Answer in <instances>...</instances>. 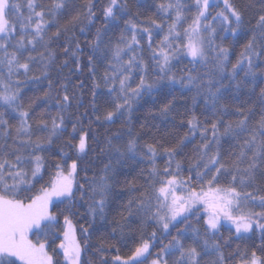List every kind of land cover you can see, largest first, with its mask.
I'll list each match as a JSON object with an SVG mask.
<instances>
[{
	"label": "snow or ice",
	"instance_id": "6c2138e0",
	"mask_svg": "<svg viewBox=\"0 0 264 264\" xmlns=\"http://www.w3.org/2000/svg\"><path fill=\"white\" fill-rule=\"evenodd\" d=\"M0 264H264V0H0Z\"/></svg>",
	"mask_w": 264,
	"mask_h": 264
},
{
	"label": "trees",
	"instance_id": "16d2710c",
	"mask_svg": "<svg viewBox=\"0 0 264 264\" xmlns=\"http://www.w3.org/2000/svg\"><path fill=\"white\" fill-rule=\"evenodd\" d=\"M149 2L151 3V0H149ZM142 11H143V10H142ZM149 14H150V13H149ZM98 26H99V25H98ZM78 75H79V73H77V76H78ZM81 78H83V77H81ZM72 79H73V81H75V80H76V76H73ZM89 98H90V96L86 94V95L84 96V100H85V102H86ZM189 103H190V102H189ZM81 111H83V109H81ZM120 127H121L120 123L117 122L115 125H113V126L109 129V131H110V133H115L117 130L120 129ZM138 127H139V125H137V128H138ZM93 130H94V131L103 132V129H98V128H96L95 125H93ZM98 167H102V165H99V162H98ZM97 170H98V168H97ZM81 175H83V174H81ZM89 175H91V173H89ZM134 175H135V173H133L132 175H129L127 178H128V179H132ZM120 179H121V181H123V180H124V177L122 176ZM117 191H119V188H117ZM118 206H119L118 204H114V205H112V215H115V212H116V209L118 208ZM54 210H57V211H58V209H54ZM83 210H84V209L81 208V211H83ZM112 215L109 216V219L112 218ZM60 221H61V223L63 222V218H62V217H60ZM74 222H75V220H74ZM147 231H148V232H151V231H152V228H151V227L148 228ZM134 235H136V236L138 237V233H135ZM78 237H79V232H78ZM56 242L59 243V240H57ZM95 242H96V237H93V243H95ZM254 242H255V244H257V245L260 243V239H259L258 236L254 238ZM252 243H253V241H248V242H247V246L249 247V249L251 248ZM118 246H119V245H118ZM244 246H245V245H242V247H244ZM126 252H127V249H126V248H121V254H122V255L125 254ZM114 254H115L114 250H112V251L109 253V256H108L109 260L111 259V255H114ZM95 258H96V254H95V252H94L92 249H89V250L85 253V256H84V259H85V260H88V259H92V260H94Z\"/></svg>",
	"mask_w": 264,
	"mask_h": 264
}]
</instances>
